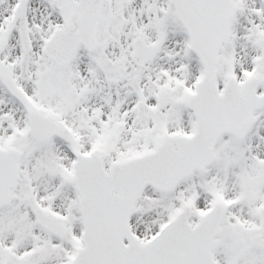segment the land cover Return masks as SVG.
I'll return each mask as SVG.
<instances>
[{"label": "snow or ice", "instance_id": "snow-or-ice-1", "mask_svg": "<svg viewBox=\"0 0 264 264\" xmlns=\"http://www.w3.org/2000/svg\"><path fill=\"white\" fill-rule=\"evenodd\" d=\"M0 264H264V0H0Z\"/></svg>", "mask_w": 264, "mask_h": 264}]
</instances>
